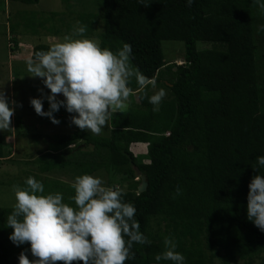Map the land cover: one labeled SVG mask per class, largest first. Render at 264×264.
<instances>
[{
	"label": "trees",
	"instance_id": "obj_1",
	"mask_svg": "<svg viewBox=\"0 0 264 264\" xmlns=\"http://www.w3.org/2000/svg\"><path fill=\"white\" fill-rule=\"evenodd\" d=\"M35 14L34 19L23 17L22 24L37 20L27 27L38 23V29L45 28L48 22ZM51 15L49 20L56 21L61 14ZM78 17L83 19V36L97 35L101 48L115 51L129 44L131 64L166 95L154 112L148 101L150 86L140 88L133 80L126 108L110 117L109 135L104 137L72 125L74 113L61 107L54 117L73 130L52 136L36 157L27 155L24 163L33 170L22 174L41 182L45 195L61 193L62 202L74 208L72 182L49 174L107 175L106 186L122 190L150 241L134 243L133 259L124 264H155L166 236L174 239L185 264L264 260V232L246 213L248 184L253 176L264 175V166L256 162L264 155V74L256 51L264 45V12L254 0H193L191 6L186 0H103L102 32L95 14L87 11ZM16 27L10 26L12 52L21 41ZM47 32H41L32 57L52 46L44 41ZM164 40L184 43L182 64L165 61ZM199 42L204 43L201 48ZM14 122L20 137L24 122L20 116ZM10 154L0 133V165ZM136 167L148 183L144 191L138 190ZM24 181L16 180L21 187ZM177 186L180 195H175ZM12 211L0 206V264H18L21 252L33 258L27 242L16 246L8 238L12 229L7 216Z\"/></svg>",
	"mask_w": 264,
	"mask_h": 264
},
{
	"label": "clouds",
	"instance_id": "obj_2",
	"mask_svg": "<svg viewBox=\"0 0 264 264\" xmlns=\"http://www.w3.org/2000/svg\"><path fill=\"white\" fill-rule=\"evenodd\" d=\"M264 12V0H254ZM193 0H186L191 6ZM264 29V26H261ZM84 26L65 35L47 51H37L26 61L31 77L41 78L49 94L30 99L35 113L47 117L53 124L60 121L54 113L61 107L69 114L70 123L80 130L99 135L107 121L124 107L130 94L129 84L135 80L140 88H156L155 80L145 77L131 64L132 50L127 43L115 51L101 48L94 40L85 38ZM183 63V61H182ZM179 63V64H182ZM57 94L63 99H57ZM166 92L160 88L148 97L152 110L159 106ZM49 108L43 110V100ZM14 101L0 91V130L10 128ZM264 166V155L256 157ZM25 187L12 185L15 197L13 211L7 216L12 229L9 240L16 246L30 245L31 261L24 252L18 264H124L133 259V244L150 243L140 231L135 219L136 209L124 202L118 186L104 185L99 176L82 174L71 183L75 208L62 202V194H44V186L33 177L24 181ZM179 186L175 195H180ZM247 219L264 232V175L251 178L247 192ZM174 239L164 237L163 251L154 256L155 264H185L184 256L176 251Z\"/></svg>",
	"mask_w": 264,
	"mask_h": 264
},
{
	"label": "rangeland",
	"instance_id": "obj_3",
	"mask_svg": "<svg viewBox=\"0 0 264 264\" xmlns=\"http://www.w3.org/2000/svg\"><path fill=\"white\" fill-rule=\"evenodd\" d=\"M87 11L96 15V19L99 22L98 32H102L103 0H39L38 3L33 4L24 3L21 0H0V91L3 92L9 101H14L18 105L14 106V113L10 117V128L0 130V133L4 135L5 150L11 151L10 156L3 158L0 165V206L2 207L13 208L16 201L12 192V185H18L16 182L18 178L21 181L27 178L25 174H22L23 170H33L32 167L24 163L27 160V155L30 156L32 154L36 157L38 150L46 148L47 142L50 141L52 136L70 133L73 130L71 126L50 123L46 117H41L35 113L30 105V99L40 98L42 93L46 96L50 90L44 87L41 78L30 76L31 73L26 70V61L32 58L33 47L39 41V38L44 35L45 31L47 32L49 29V31H53L47 32L48 37L46 40L44 39L45 42L51 43L52 46L55 43L62 42L65 35H71L76 28L80 27L83 19L80 20L78 15ZM53 12L61 14L58 17H54L53 20L56 21L49 20L52 19L51 13ZM35 13H39L38 20H42L44 23L48 22L45 24V28L40 27L39 29L37 28L38 23H35L34 27L39 30L38 33L35 32L36 29L34 27H27L31 24L28 22H37V20H29L26 25L21 22L25 20L23 17L34 19ZM76 22L78 23L76 24ZM13 23L17 24V33H19L18 37L21 40L14 52L9 49V45L11 47L14 45L9 43L10 26ZM56 31H60V33L56 34ZM41 32H43V35ZM39 33H41L40 36H37ZM85 38L94 40L99 44L97 35ZM203 44L199 42L198 48H201ZM162 49L167 63L176 62L179 64L185 59V46L182 41L164 40ZM256 51L259 71L264 74V45L259 44ZM39 90H42V93ZM150 90L154 93L157 88L153 89L150 87ZM60 97L62 95L57 94V98ZM135 98L137 99L138 97L135 96ZM42 103L43 110L47 111V100H43ZM125 105L124 102V107L120 110L126 108ZM17 116H20L24 122V127L20 131V135H18L20 137L16 136L14 119ZM109 124L110 119L101 133L94 136H108ZM40 135L43 137L39 139ZM49 176L60 178L67 182H73L74 180V177L67 172L61 174L57 172L53 175L49 174ZM93 176H99L106 186L107 175L93 174ZM28 259L31 261L34 258ZM55 264H63V262L57 261ZM255 264H264V260L257 259Z\"/></svg>",
	"mask_w": 264,
	"mask_h": 264
},
{
	"label": "water",
	"instance_id": "obj_4",
	"mask_svg": "<svg viewBox=\"0 0 264 264\" xmlns=\"http://www.w3.org/2000/svg\"><path fill=\"white\" fill-rule=\"evenodd\" d=\"M136 176H138L141 179V182L138 186L139 191H144L147 188V181L144 175H142L141 171L136 167Z\"/></svg>",
	"mask_w": 264,
	"mask_h": 264
}]
</instances>
